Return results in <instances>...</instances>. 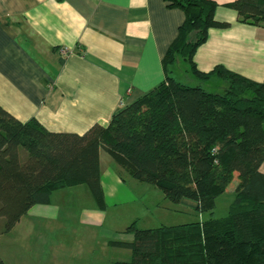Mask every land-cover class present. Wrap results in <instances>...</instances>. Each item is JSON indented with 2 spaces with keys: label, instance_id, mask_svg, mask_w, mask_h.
I'll list each match as a JSON object with an SVG mask.
<instances>
[{
  "label": "trees",
  "instance_id": "16d2710c",
  "mask_svg": "<svg viewBox=\"0 0 264 264\" xmlns=\"http://www.w3.org/2000/svg\"><path fill=\"white\" fill-rule=\"evenodd\" d=\"M166 1L182 8L185 19L162 59L164 79L119 108L106 126L94 124L82 134L50 132L0 106L2 232L63 187L86 186L105 210L103 149L133 179L153 184L171 202H195L197 212L213 215L216 198L237 178L224 216L152 228L131 222L124 230L131 241H108L131 257L113 264H264V79L256 82L220 65L199 70L193 57L209 28L230 23L215 20L213 0ZM227 6L240 21L264 26V0ZM176 55L199 80L221 76L227 88L215 93L180 82L170 71Z\"/></svg>",
  "mask_w": 264,
  "mask_h": 264
},
{
  "label": "crops",
  "instance_id": "0c3cea01",
  "mask_svg": "<svg viewBox=\"0 0 264 264\" xmlns=\"http://www.w3.org/2000/svg\"><path fill=\"white\" fill-rule=\"evenodd\" d=\"M213 1L215 20L230 25L209 28L194 53L196 67L208 72L220 65L263 81L264 26L240 21L227 6L233 0ZM184 19L183 9L166 0H0V106L50 132L82 134L94 124L106 126L119 108L163 81L162 59ZM181 60L187 64L182 70L192 74L176 55L173 77ZM211 79L228 86L221 76ZM99 165L106 209L77 185L52 191L48 203L33 205L8 232H2L0 218L4 264H97L94 249L83 250L77 238L82 229L88 240L103 231L117 236L100 239L113 249L118 247L109 240L133 239L124 232L129 224L116 226L115 213L139 200L146 182L133 179L103 149ZM183 202L196 207L188 199L178 203ZM76 245L79 256L72 257L69 249Z\"/></svg>",
  "mask_w": 264,
  "mask_h": 264
},
{
  "label": "rangeland",
  "instance_id": "374dc122",
  "mask_svg": "<svg viewBox=\"0 0 264 264\" xmlns=\"http://www.w3.org/2000/svg\"><path fill=\"white\" fill-rule=\"evenodd\" d=\"M185 67H187V64L181 60L174 68V77L180 82L191 86L200 84L205 90L209 92H224V85H221V82H214V79L200 81L192 74L182 70V68ZM219 81L222 80L220 79ZM236 181L237 178H234V181L227 187L225 192L216 198V206L213 210V215L210 212H197L195 210V206L193 204H189L190 202H183L182 204L171 202L164 198L161 190L153 184L141 183V185H143V191H141V194H139L140 199L131 203L130 205L124 206L122 210L116 211L117 213L114 212L115 215H119L118 218H116L119 225L116 224V226L119 227L130 224L135 219V216L140 218L137 222V226L139 228H152L160 225H177L191 221H197L200 224H203L210 215L213 217H221L227 214L228 205L234 195V186ZM112 212L113 211L110 210L108 215ZM83 230L84 229L76 234L77 238L81 240L80 243L83 246V250H86L88 246H91V248L94 249L95 253L92 255V257L93 261L95 259L97 264H106L109 260L127 261L130 259V251L128 249H113L108 247L106 244L105 246L100 244L101 238L103 240L108 238L117 239V236L108 237L106 231H103V233L95 234V237H97L95 240L93 238L88 240L84 237L86 232ZM77 251V245L75 250L72 247L69 249V253L72 257L79 256ZM59 253L62 252L59 251Z\"/></svg>",
  "mask_w": 264,
  "mask_h": 264
}]
</instances>
